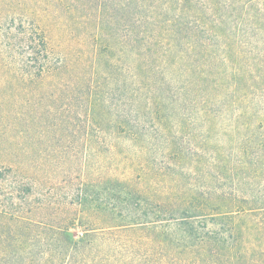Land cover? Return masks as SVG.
Here are the masks:
<instances>
[{
    "label": "trees",
    "instance_id": "1",
    "mask_svg": "<svg viewBox=\"0 0 264 264\" xmlns=\"http://www.w3.org/2000/svg\"><path fill=\"white\" fill-rule=\"evenodd\" d=\"M80 1L90 7V0ZM52 2L73 5L70 0L18 1L23 11ZM98 2L90 9L108 17L112 31L115 20L117 45L131 60L134 103L146 98L157 115L168 103L184 114L232 118L246 128L239 152L215 146L210 192L194 182H178L175 193L168 185L158 198L120 175L98 182L113 192L96 210L103 220L98 227L84 219L91 211L86 192L75 208L79 222L63 224L34 220L1 202V221L14 223L15 229L0 232V264H240L256 257V244L264 261V0ZM38 23L15 16L0 21V71L19 82L59 66ZM164 86L166 94L159 92ZM116 117L119 134L144 136L140 119H122L119 112ZM223 174L232 179L229 185L219 183ZM245 175L251 180L244 181ZM27 190L17 194L22 203H29L32 189ZM46 206L35 202L26 211ZM75 225L82 229L72 234Z\"/></svg>",
    "mask_w": 264,
    "mask_h": 264
},
{
    "label": "rangeland",
    "instance_id": "2",
    "mask_svg": "<svg viewBox=\"0 0 264 264\" xmlns=\"http://www.w3.org/2000/svg\"><path fill=\"white\" fill-rule=\"evenodd\" d=\"M12 1L0 0V21L15 16L39 22L59 66L42 75H26L30 80L25 82L0 71V208L2 202L34 220L53 224L75 218L79 222L75 208L86 192L91 211L84 219L98 227L103 220L96 210L113 192L96 184L119 175L158 198L166 195L168 185L175 193L178 182H194L210 192L215 146L236 155L245 126L229 117L176 112L168 103L157 115L146 106V98L135 104L130 91L131 60L126 50H119L115 20L112 31L108 17L90 9L101 5L98 0H90V7L70 0L73 5L43 3L41 9L28 11H23L26 8L19 0ZM114 43L116 47L111 48ZM159 92L166 94L167 89L164 86ZM118 112L122 119L144 122V136L119 134L113 127ZM220 176L219 183L232 182L229 175ZM243 180L251 178L245 175ZM259 180L254 178L255 192ZM20 186L24 191L18 190ZM28 187L32 189L29 203H22L17 194H25ZM35 202L47 206L28 213ZM14 227L0 218V232ZM81 229L75 225L70 231L75 234ZM255 248L256 257L240 264H264L257 256V244Z\"/></svg>",
    "mask_w": 264,
    "mask_h": 264
}]
</instances>
